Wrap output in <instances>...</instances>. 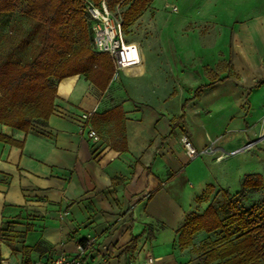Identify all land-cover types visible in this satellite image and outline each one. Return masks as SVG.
<instances>
[{
  "label": "crops",
  "instance_id": "crops-1",
  "mask_svg": "<svg viewBox=\"0 0 264 264\" xmlns=\"http://www.w3.org/2000/svg\"><path fill=\"white\" fill-rule=\"evenodd\" d=\"M257 1L261 2L244 0L247 13L238 26L232 20L207 33L185 30L193 22L198 25L220 17L219 12H200L202 2L209 4L207 0L196 2L193 13L185 9L180 31L156 16L157 26L168 27L163 84L152 78L157 69L150 68L140 46L142 38H137L133 43L140 49L141 69L134 77L119 72L125 85L123 100L108 98L116 75L105 92L76 75L57 84L54 110L48 127L42 129L45 135L24 134L0 123V135L23 142L19 148L0 141V232L3 223H8L6 228L12 233L32 227L24 240L0 238V264H26L22 246H39L40 251L31 252L28 264L45 263L60 254L73 257L77 242L87 238L94 242L81 257L82 264H128L148 257L155 264L185 261L187 248L181 251L176 231L185 216L195 211V201L206 194L212 180L207 169L193 173L201 162L187 163L179 140L188 136L198 150L215 142L221 158L210 156L209 167L226 160L228 148L233 152L249 142L244 129V134L231 132L224 140L223 126L217 129L212 121L226 116L228 123L229 116L242 114L245 101L255 105L252 97L264 87L255 90L254 85L264 80L248 86L230 80L229 75L208 79L204 71L219 69L225 59L229 71L242 67L245 74L261 72L264 10H253ZM227 3L234 10L240 2ZM147 14L144 12L134 27L140 25V29L148 23L149 31L155 29ZM11 20V14H0V63L30 60L33 55L35 41L30 33L14 32ZM176 40L181 41L177 47ZM177 72L183 78V88L177 87L173 75ZM199 87L201 93L194 98ZM116 106H121L124 114L126 152L113 148L120 139L114 122L100 117ZM89 113L88 119H82ZM182 113L184 119L173 127ZM89 127L95 132L111 131L109 145L101 139L94 143L87 135ZM209 204L206 201L200 212ZM133 238L135 249L127 251Z\"/></svg>",
  "mask_w": 264,
  "mask_h": 264
},
{
  "label": "trees",
  "instance_id": "trees-1",
  "mask_svg": "<svg viewBox=\"0 0 264 264\" xmlns=\"http://www.w3.org/2000/svg\"><path fill=\"white\" fill-rule=\"evenodd\" d=\"M96 5L104 1L112 12H118L125 31L136 22L153 0H90ZM0 14H11L13 31L30 33L35 41L30 60L0 63V123L15 128L24 134L33 132L45 135L48 118L53 113L56 86L71 76H83L95 88L105 92L114 76V66L107 54L97 53L91 48V22H89L84 0H0ZM37 36L39 38H37ZM212 84H209L211 86ZM208 86V87H209ZM264 86L257 81L255 88ZM195 91V97L201 93ZM100 117L113 121L120 139L113 148L126 152L123 132V110L116 106ZM179 117L177 123L182 121ZM38 126L41 129H35ZM0 141L19 148L17 142L0 135ZM241 189L232 194L220 189L224 203L210 201L199 213H190L177 229V243L181 249L191 246L193 237L200 232L206 235L221 231L224 236L215 242L200 244L193 248L200 264H262L264 263V200L251 206L244 205L249 192L264 189V176L247 175ZM207 193L214 188L207 187ZM205 198V197H204ZM205 201H208L205 198ZM1 229L0 238L7 242L24 240L31 230L27 225L24 232L12 233L8 223ZM8 227V228H6ZM135 238L127 251L135 249ZM24 262L29 263L31 252L40 251L39 246L21 247ZM44 253V252H43Z\"/></svg>",
  "mask_w": 264,
  "mask_h": 264
},
{
  "label": "rangeland",
  "instance_id": "rangeland-1",
  "mask_svg": "<svg viewBox=\"0 0 264 264\" xmlns=\"http://www.w3.org/2000/svg\"><path fill=\"white\" fill-rule=\"evenodd\" d=\"M207 1L209 4H206L207 2H202L203 5L200 7V12L206 15H215V13L219 12V16L221 18L217 17L216 20H206L202 23H199L198 25H195L197 23L193 22L188 27H186L185 30L193 31V29H198L203 33H207V31L210 29H215L217 31L218 29H221V27L224 26L226 22H231L232 20L234 21L233 23L236 27L238 26V24H241L243 22L244 13H247V11L245 10V4H247V2H244V0H236V2L240 3L237 4L234 10L233 8L231 9L229 7L230 4L227 3L228 0ZM260 1L261 2L257 1L255 3L256 7L253 10H264V0ZM196 2H201V0H153L150 3L148 9L145 11L148 12L146 18L150 20V24L152 26H157V23H155V17L160 16L164 21L166 20L167 26L171 25L176 30L179 29L180 31L184 23L182 17L186 13L185 9L187 8L189 13H191V11L193 13ZM234 11L235 14H233ZM142 16H144V13L139 18H141ZM229 16L231 17V19H229ZM138 19H136V22L138 21ZM136 22L125 31L127 40L133 42L137 38H142V40L140 39V46L145 50V53L147 54V62L151 69L152 67L154 69H157L152 78H154V81L159 82V84H163L166 77L164 76V73L167 67L165 68L162 63H164L167 58L166 35L168 34V27L165 28V26H157L155 29H151V31H149L147 25L148 23H145L147 26L144 24L145 26H142L139 29L138 26L140 25L134 27L136 25ZM37 38L39 37L37 36ZM179 43H181V41L176 40L175 46L177 47ZM226 64L227 60L223 59V61L219 63V69L214 70L215 72L213 70H205L204 72L206 73V77L208 79H212L214 78V76H220V78H223L225 75H229L230 80L241 82V84H245L248 86H251L257 80H264V65L260 66L259 68L261 72H259L258 74L253 73L249 75L243 73L244 69L242 67H237V72H235L234 70L229 71ZM236 74H240L239 78L237 79L235 78ZM173 75L176 76V83H178L177 87L183 88V78L179 77L178 72ZM116 76V79H118L117 81L115 79V82L111 84L108 98L110 99V97L114 96L118 99L123 100L125 97V93L123 96L122 87H124L125 85L122 77H120V73ZM261 87L255 88V90H259L261 89ZM252 101L255 102V105H251L249 101H245L242 105V114L229 116L228 123L226 121V116H224L223 118L215 117L214 121H212V124L217 129H219L221 125L223 126L224 140L226 138V135L231 132L244 134L243 131L246 130V133H248L249 142H246L244 145L240 146L238 150L234 151V154L230 152L229 148L225 150V153L227 152V155L225 157L226 160H223L220 164L212 165V167H209V165L207 164V161H209V157L215 156L216 160H220V158L218 157H221V153H219V149L215 145V142H212L209 146L215 148V152L212 155H200L195 160L186 159L188 160L186 161L187 163L201 162V165L199 164L200 166H198L197 171H194L193 173H197L199 168L201 170H203V168L207 169V172L210 174L212 180L211 186L214 188V191L212 193H207V196H202L197 201H195L196 205L194 206V213H199L205 206V198L208 200V202L214 199L215 202L224 203L223 195L221 193L218 194V191L220 189H228L230 193L235 194L241 189L240 185L245 176L255 174H261L262 176H264V89L259 90L254 95V98L252 97ZM243 119H245L248 123L247 127H245L246 124ZM240 121H243L242 124H240ZM225 125L226 127H224ZM233 126L236 127L234 129L236 131H232ZM96 133L99 135L101 141H103V144L109 145L110 138L113 135L111 131H108V129L105 128L98 130V132ZM184 136L189 140L190 138L186 135L180 137V146L185 151L184 146H182V140ZM261 200H264V189L255 192L251 191L249 192V198L247 202L244 203V205L251 206L252 204H255L256 202ZM223 236L224 233H222L221 231L215 232L211 235H206L205 233L200 232V234L194 236V243L191 244V246L188 247L186 251L181 249L182 252L184 251L183 255H185V261L181 264H200L199 260L197 259V253H195L193 248H199L200 244L202 243H213ZM178 249L179 248H176V250Z\"/></svg>",
  "mask_w": 264,
  "mask_h": 264
},
{
  "label": "built area",
  "instance_id": "built-area-1",
  "mask_svg": "<svg viewBox=\"0 0 264 264\" xmlns=\"http://www.w3.org/2000/svg\"><path fill=\"white\" fill-rule=\"evenodd\" d=\"M84 8L89 22H91V48L97 53L107 54L110 57L114 66V75L124 72L128 68L137 67L140 64V49L138 45L127 40L120 14L112 12L104 1L100 2L98 6L90 0H84ZM91 115V113L84 114L82 119L86 120ZM87 135L94 143H98L100 137L91 127L88 128ZM182 146H184L189 160H195L200 155L210 156L215 152V148L212 146L203 150L196 149L185 136ZM231 153L234 154V151ZM93 242L94 239L91 238L77 242V255L73 257L60 254L51 261L37 262L36 264H82L81 257L87 253ZM128 264H155V261L152 257H148L144 261L130 260Z\"/></svg>",
  "mask_w": 264,
  "mask_h": 264
},
{
  "label": "bare ground",
  "instance_id": "bare-ground-1",
  "mask_svg": "<svg viewBox=\"0 0 264 264\" xmlns=\"http://www.w3.org/2000/svg\"><path fill=\"white\" fill-rule=\"evenodd\" d=\"M140 67H139V65L137 66V67H133V68H128V69H126L124 72H126L129 76H132V77H134V76H137L138 75V73L140 72ZM116 77V76H115ZM250 146V145H249ZM248 146V147H249Z\"/></svg>",
  "mask_w": 264,
  "mask_h": 264
}]
</instances>
